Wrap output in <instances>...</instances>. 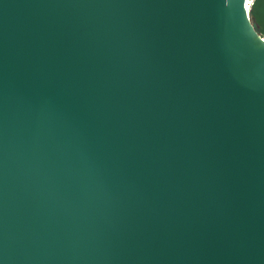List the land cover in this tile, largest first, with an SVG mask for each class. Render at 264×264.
<instances>
[{
  "label": "water",
  "instance_id": "obj_1",
  "mask_svg": "<svg viewBox=\"0 0 264 264\" xmlns=\"http://www.w3.org/2000/svg\"><path fill=\"white\" fill-rule=\"evenodd\" d=\"M0 264H264V0H0Z\"/></svg>",
  "mask_w": 264,
  "mask_h": 264
}]
</instances>
